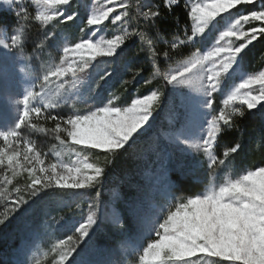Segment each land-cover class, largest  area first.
I'll return each instance as SVG.
<instances>
[{
	"label": "snow or ice",
	"instance_id": "obj_1",
	"mask_svg": "<svg viewBox=\"0 0 264 264\" xmlns=\"http://www.w3.org/2000/svg\"><path fill=\"white\" fill-rule=\"evenodd\" d=\"M11 4L14 0H4ZM40 5L35 20L47 25L57 16H63L64 21H72L78 15H65L64 10L57 11L62 5H68L70 0H35ZM118 0H107L109 5L117 4ZM257 0H206L191 6L190 16L192 27L190 34L184 38L172 41V49L183 46L186 42H195L198 37L206 36L215 31L210 50L201 54L200 50L192 51L188 64L203 65V76L195 79H181L177 83V75L165 74L164 81L168 85H195L199 90H205L199 110L203 122L197 125V131L192 130L191 122L173 133V139L196 151H202L207 157V167L210 172L226 167L229 158L238 153L241 144L236 140L232 146L217 154V142L221 134L232 131L237 126V118H243L247 112L258 107L264 108V71L258 75L242 74L239 82L222 96V107H214V94L225 91L222 81L231 79L241 72L240 61L245 50L254 41L264 37V0H260L259 9L239 12L241 5H255ZM178 0H166L164 5H177ZM119 7L126 8L123 0ZM151 7L140 12L145 20H155L160 15L159 6ZM236 9L234 16L232 10ZM114 7H100L93 11L86 19L87 26L95 32L109 19ZM227 14V16H225ZM19 15L27 17V12ZM128 15L121 11L112 19V24L120 22ZM219 18V19H217ZM253 22H258L253 24ZM245 25H251L245 30ZM8 30L0 26V34H7ZM22 27H15L7 39H0V46L5 49L16 47L21 43ZM134 35L127 30L123 35H114L106 39L104 36L95 38L89 35L71 46L63 48L60 64L43 77L44 84L41 91L31 88L20 101L10 103L22 104V110L15 126L10 130L0 131V137L5 143L0 148V165L7 169L0 175V201L3 211H0V225H5L17 213L29 211L34 204L65 194L81 195L80 190L88 189L102 182L105 167L123 155L134 143V134L138 132L152 117L154 106L161 99L159 91H151L142 98L131 100L128 106H118L115 97L109 94L106 100L89 108L86 112H73L65 117L51 116L55 127L51 130L55 139L75 159L68 161L56 159L46 164L43 154L28 145L25 150H19L22 125L28 124L33 128L32 114L39 116L41 107L34 106V102L44 101L48 95L44 89L49 83V76L61 80L70 76V80L58 84L56 93L78 92L84 73L90 67L97 69L94 87L99 89L101 82H107L116 69L110 65L113 61L101 60L100 68L94 64L98 57L118 58L125 41ZM119 50V51H118ZM168 56L164 52V57ZM207 61V64L203 62ZM155 67V65H154ZM23 71V69H20ZM160 75L159 71H155ZM91 73H89V77ZM206 80V84L201 81ZM259 86L258 88L253 86ZM66 99L67 97H62ZM55 103L49 101L44 108H54ZM46 131L45 129H38ZM15 143V147H14ZM128 146V147H126ZM123 150V152L121 151ZM95 151V163L89 162L90 153ZM59 157L60 153L57 152ZM8 172L11 175H8ZM26 173V180L22 186L14 184L17 177ZM181 172L171 180L164 176L165 190L162 193L164 204L151 209L141 217L143 230L136 239L145 242L132 250L138 252V264H264V167L247 170L245 174L234 179L226 178L216 187L208 188L199 193L177 196L174 189H187L189 184ZM11 186V187H9ZM116 223H121L116 218ZM97 224V213L93 206H89L86 218L74 227L72 234L53 243L45 257L51 255V264H68L69 258L77 251L81 242L89 236L90 230ZM36 264H40L37 260Z\"/></svg>",
	"mask_w": 264,
	"mask_h": 264
},
{
	"label": "rangeland",
	"instance_id": "obj_2",
	"mask_svg": "<svg viewBox=\"0 0 264 264\" xmlns=\"http://www.w3.org/2000/svg\"><path fill=\"white\" fill-rule=\"evenodd\" d=\"M129 1L123 0L126 8L121 9L119 7L120 0L115 5H109L107 0H70L68 5L60 6L57 11L62 9L65 15L70 13L78 15L72 21L65 22L63 16H57L50 21L46 25L49 26L47 40L40 31L35 40L30 39L26 34V36H22L21 43L16 47L5 49L0 46V131L13 128L22 110V104L10 103L9 98L13 101H20L29 88L40 92V86L45 83L43 77L60 64L65 46H71L89 35L95 38L104 36L106 39H110L114 35H123L125 30L129 32L126 17L116 24L111 22L116 14L127 11ZM133 1L137 3V8L141 12L147 10L149 6L155 11L159 0ZM163 2L165 5L166 0ZM178 2L186 4L190 14L192 4L203 3L206 0H178ZM256 5L258 10L260 0H257ZM30 6L34 7L35 15L40 11V5L36 4L35 0H14L11 4L0 0V17L4 13L13 17V22L10 24L0 23V26H4L8 30L7 34H0V39H7L14 26L23 28L26 22H33L27 10ZM109 6L114 7L116 11L110 14L109 19L97 31L93 32L92 27L95 26H87V17L100 7ZM25 11L27 12L26 18L19 15ZM232 12L234 16L237 14L234 10ZM79 23L82 24L79 25ZM253 24L258 25V22H253ZM42 26L45 25L42 24ZM72 27H79L75 34L71 33ZM191 27L183 31L190 34ZM206 32L208 34L202 36L203 41L206 42L205 46L196 49L200 50L201 54L210 50L214 43L213 37L217 35L215 31L208 32L206 30ZM109 35L110 37L107 38ZM189 56L178 63L175 62L176 64L169 63L163 76L175 74L177 83L181 79L188 80L203 76L205 73L202 71V64L186 63L190 59ZM203 63L207 64V61ZM94 64H97V61ZM240 64L241 72L235 74L231 79L222 81L225 91H218L214 94V107L223 106L222 96L239 82L240 75H258L259 72L264 71V64L255 71H251L246 66L243 67L242 60ZM89 73H91L90 77ZM95 73V67H90L84 73H80L79 75L84 79L78 92H61L60 95L56 93L58 84L70 80V76H65L61 80L49 76V83L44 89L48 95L44 101L34 102V106L41 107L39 116L32 114L31 123L37 127L33 128L24 124L18 130L21 152L30 145L43 154L46 164L54 162L56 159L65 161L75 159V154L67 151L55 139V134L51 130L55 127L56 122L49 117L53 115L65 117L73 112H86L89 108L100 103L102 99L106 100L109 94L115 97L114 102L118 106H128L132 99L142 98L133 95L128 102L119 100L118 95L114 94L112 88L104 82H101L99 89H95L93 83L97 79ZM201 83L206 84L207 81L202 80ZM253 87L258 88L259 86ZM170 89V97L161 113H157L155 108L150 120L134 134L135 142L132 143L130 140L131 146L134 144L132 149L136 144L141 145L137 158L134 156L136 160L134 169L130 168L132 172L127 173L122 179L112 178V184L110 179H106L104 176V181L98 184L97 189L91 194L87 192V189H84L80 190L81 195L78 196L65 194L52 200L46 199L34 204L29 211L12 216L5 225H0V241L4 243V248L0 251V264H36L37 260L40 261V264H51V255L45 257L44 253L49 251L53 243L73 233L74 227L86 218L89 206H93V210L97 213V224L90 230L89 236L81 242L73 256L69 258L68 264H138V252L133 251L130 245L134 244L139 247L145 242L144 238L136 239L143 230L141 217L151 209L165 203L162 196L165 190L163 183L165 175L173 181L181 172L185 174L186 181L188 179L191 181L194 178L193 180H196L194 183H199L202 186L200 190L194 192L195 194L216 187L226 178L234 179L250 170L241 171L235 163L229 162L226 167L210 172L207 167V157L202 151L198 152L185 144L174 141L173 133L177 129L185 128L191 122L192 130L197 131L196 126L202 124L204 117L201 115L199 105L206 89L199 90L195 85L175 84L170 85ZM65 96L66 99L62 98ZM49 101L55 103L56 106L44 108L43 104ZM263 116L264 113L261 117L263 118ZM4 147L5 143L0 137V148ZM57 152L60 153L59 157L56 156ZM89 155V162L95 163V151ZM122 156L123 158L120 156L118 159L125 161L126 156ZM102 166L105 167L103 164ZM6 171L7 169L0 165V175ZM8 175L11 173L8 172ZM25 180L26 173H23L13 183L22 186ZM176 195L181 196L177 193ZM183 195L191 194L183 193ZM2 204L3 202L0 201V205ZM0 211H3L2 206H0ZM117 217L122 225L115 222ZM222 264H229V262L223 261Z\"/></svg>",
	"mask_w": 264,
	"mask_h": 264
},
{
	"label": "trees",
	"instance_id": "obj_3",
	"mask_svg": "<svg viewBox=\"0 0 264 264\" xmlns=\"http://www.w3.org/2000/svg\"><path fill=\"white\" fill-rule=\"evenodd\" d=\"M157 6H159L160 15L155 20H145L140 16L137 3L130 0L127 5V28L134 35L129 36L125 41V45L122 46L124 51L120 52L118 58L98 57L97 64L102 68L105 65L99 64V61H113L110 66L116 69L115 74L104 83H107L112 88L113 93L118 95L119 100L128 102L133 95L143 97L151 91H159L161 99L158 105L154 106V109L156 108V112L160 114L171 92L170 85L166 84L163 79L166 67L169 63L180 62L189 56L192 51L203 48L206 42L201 37L196 39L195 42H186L185 45L172 49V41L177 38H184L185 32L183 30H188L191 27L189 10L187 5L181 2L165 8L163 0H159ZM256 6V4L241 5L238 11L246 12L253 8L256 9ZM27 10L33 22L28 21L24 24V34L22 36L27 34L30 39L35 40L41 31L47 40V28L49 26H42L41 23L35 20V9L33 6H30ZM234 12H237V10L234 9ZM5 22L12 23V15L4 13L0 17V23ZM81 24L79 23V25ZM249 27L251 25H245V29ZM78 28L72 27L71 33L75 34ZM109 37L110 35L107 38ZM164 52L168 53L166 58L164 57ZM242 64L243 67L246 66L251 71L258 70L263 66L264 37L259 38L248 46L243 54ZM95 70L97 71L96 68ZM156 70L159 71L160 75L155 74ZM263 113L264 108L253 109L251 112L246 111L245 117L237 118L236 128L232 131L225 130L218 139L216 149L218 155L223 150H226L227 147L232 146L236 140L240 142L241 149L238 153L231 156L229 161L235 163L241 171L246 169L256 170L259 167H264V116L263 118L261 117ZM132 146L128 147L126 152L121 150L123 155L126 156L125 161L117 159L113 163L105 165V178L110 179L111 184L113 183L112 178L122 179L127 173L132 172L130 168L134 169L136 160L134 156L137 158L138 149L141 150V145L136 144L133 149ZM121 157L123 158V156ZM193 179L186 181L190 186L189 188H176L174 189L175 193L178 195H183V193L194 194L195 191L200 190L202 188L201 184L194 183L196 180ZM98 186L95 185L88 188L87 192L91 194ZM3 248L4 243L0 241V251Z\"/></svg>",
	"mask_w": 264,
	"mask_h": 264
}]
</instances>
